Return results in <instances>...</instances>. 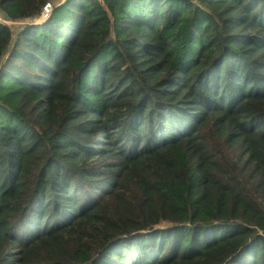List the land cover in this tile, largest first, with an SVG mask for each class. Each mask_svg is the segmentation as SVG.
I'll use <instances>...</instances> for the list:
<instances>
[{
    "label": "trees",
    "instance_id": "trees-1",
    "mask_svg": "<svg viewBox=\"0 0 264 264\" xmlns=\"http://www.w3.org/2000/svg\"><path fill=\"white\" fill-rule=\"evenodd\" d=\"M52 9L0 23V264H264V0Z\"/></svg>",
    "mask_w": 264,
    "mask_h": 264
},
{
    "label": "rangeland",
    "instance_id": "rangeland-1",
    "mask_svg": "<svg viewBox=\"0 0 264 264\" xmlns=\"http://www.w3.org/2000/svg\"><path fill=\"white\" fill-rule=\"evenodd\" d=\"M67 0H53L50 4V10L49 12L45 13L44 16L37 18L35 20H23V21H10L8 18H6L1 12H0V23H6L9 27L12 28L13 31L18 32L20 29L27 25H42L44 24L51 16L52 14V7L54 6H61L63 5ZM3 24V25H6Z\"/></svg>",
    "mask_w": 264,
    "mask_h": 264
},
{
    "label": "built area",
    "instance_id": "built-area-1",
    "mask_svg": "<svg viewBox=\"0 0 264 264\" xmlns=\"http://www.w3.org/2000/svg\"><path fill=\"white\" fill-rule=\"evenodd\" d=\"M50 5H47L45 8H44V12H43V15L42 16H44V14L47 12H49V10H50ZM2 24H6V23H2ZM7 25V24H6ZM8 26V25H7Z\"/></svg>",
    "mask_w": 264,
    "mask_h": 264
}]
</instances>
